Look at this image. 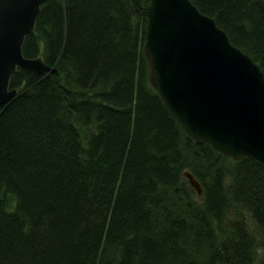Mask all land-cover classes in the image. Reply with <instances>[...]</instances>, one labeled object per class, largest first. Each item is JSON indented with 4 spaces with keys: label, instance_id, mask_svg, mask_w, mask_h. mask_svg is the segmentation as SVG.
I'll list each match as a JSON object with an SVG mask.
<instances>
[{
    "label": "trees",
    "instance_id": "16d2710c",
    "mask_svg": "<svg viewBox=\"0 0 264 264\" xmlns=\"http://www.w3.org/2000/svg\"><path fill=\"white\" fill-rule=\"evenodd\" d=\"M150 0H45L0 106V264H258L264 162L192 139L149 80ZM264 73V0H191ZM202 186L198 195L183 176Z\"/></svg>",
    "mask_w": 264,
    "mask_h": 264
},
{
    "label": "water",
    "instance_id": "95a60500",
    "mask_svg": "<svg viewBox=\"0 0 264 264\" xmlns=\"http://www.w3.org/2000/svg\"><path fill=\"white\" fill-rule=\"evenodd\" d=\"M45 0H0V106L17 67L55 73L39 56L25 57L22 44L32 33ZM143 51L149 80L168 112L192 139L236 160L264 162V73L233 45L214 18L191 0H150ZM198 195L202 186L183 172Z\"/></svg>",
    "mask_w": 264,
    "mask_h": 264
},
{
    "label": "rangeland",
    "instance_id": "374dc122",
    "mask_svg": "<svg viewBox=\"0 0 264 264\" xmlns=\"http://www.w3.org/2000/svg\"><path fill=\"white\" fill-rule=\"evenodd\" d=\"M257 240L260 242L259 248H257V260L258 264H264V241L260 238V234L258 231H254Z\"/></svg>",
    "mask_w": 264,
    "mask_h": 264
},
{
    "label": "bare ground",
    "instance_id": "6f19581e",
    "mask_svg": "<svg viewBox=\"0 0 264 264\" xmlns=\"http://www.w3.org/2000/svg\"><path fill=\"white\" fill-rule=\"evenodd\" d=\"M185 171V170H184ZM189 171V170H188ZM193 174V173H192Z\"/></svg>",
    "mask_w": 264,
    "mask_h": 264
}]
</instances>
